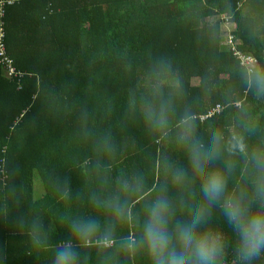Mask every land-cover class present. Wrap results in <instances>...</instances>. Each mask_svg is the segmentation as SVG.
<instances>
[{"label":"clouds","instance_id":"9594fccd","mask_svg":"<svg viewBox=\"0 0 264 264\" xmlns=\"http://www.w3.org/2000/svg\"><path fill=\"white\" fill-rule=\"evenodd\" d=\"M228 71L222 79L209 62L193 93L170 58H155L127 97L157 146L151 168H116L111 129L88 128L82 109L90 154L73 160L80 184L46 173L40 198L19 165L0 166V224L41 264H264V62ZM208 99L221 110L205 120ZM11 253L0 241V264Z\"/></svg>","mask_w":264,"mask_h":264},{"label":"trees","instance_id":"16d2710c","mask_svg":"<svg viewBox=\"0 0 264 264\" xmlns=\"http://www.w3.org/2000/svg\"><path fill=\"white\" fill-rule=\"evenodd\" d=\"M228 21L236 28L226 42L221 27ZM0 28L16 70L10 75L0 56V166L19 165L30 194L45 199L46 173L66 172L80 184L73 160L90 154L82 109L88 128L111 129L116 168H151L157 146L127 97L155 58H170L193 93L209 62L225 80L243 54L264 62V0H0ZM241 99L254 103L246 92ZM204 104L201 118L211 119L220 105ZM19 239L0 224V241L12 246L10 264H41Z\"/></svg>","mask_w":264,"mask_h":264},{"label":"built area","instance_id":"2783aa9c","mask_svg":"<svg viewBox=\"0 0 264 264\" xmlns=\"http://www.w3.org/2000/svg\"><path fill=\"white\" fill-rule=\"evenodd\" d=\"M228 24L231 25V22L228 21ZM4 36H5V34H4V31H3V28H0V56L3 57L4 62L8 63V66L10 67V75H12V74H14V72L16 70L11 66V60H9L8 58L5 57V52L6 51L4 50ZM243 55H244V60L245 59H253V58H255L254 56H247L245 54H243ZM220 110H221V106H218L216 109L212 110L209 113V115H211L213 113H217Z\"/></svg>","mask_w":264,"mask_h":264},{"label":"rangeland","instance_id":"374dc122","mask_svg":"<svg viewBox=\"0 0 264 264\" xmlns=\"http://www.w3.org/2000/svg\"><path fill=\"white\" fill-rule=\"evenodd\" d=\"M221 28H222L221 29V33H224L226 42H228L229 36H227V34L229 33L230 30H234V28H236V24L235 23H231V25H229L228 22H226V23H224V25H222ZM192 84L196 85L197 84V80H192Z\"/></svg>","mask_w":264,"mask_h":264}]
</instances>
